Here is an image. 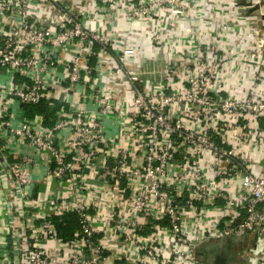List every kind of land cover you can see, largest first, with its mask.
Instances as JSON below:
<instances>
[{
	"label": "built area",
	"instance_id": "1",
	"mask_svg": "<svg viewBox=\"0 0 264 264\" xmlns=\"http://www.w3.org/2000/svg\"><path fill=\"white\" fill-rule=\"evenodd\" d=\"M72 2L0 0V264H264V54L230 8L218 32L177 22L200 0Z\"/></svg>",
	"mask_w": 264,
	"mask_h": 264
},
{
	"label": "rangeland",
	"instance_id": "2",
	"mask_svg": "<svg viewBox=\"0 0 264 264\" xmlns=\"http://www.w3.org/2000/svg\"><path fill=\"white\" fill-rule=\"evenodd\" d=\"M238 2L243 6V11L223 21L226 26V31L228 32L229 30V32H232L234 26L236 28L238 26L240 28L239 30H241L242 26L250 27V37L249 34L246 33L247 30L244 31V34L240 31L241 35L239 36V40L245 38L247 41L248 37H254L253 40L255 44H257L258 40H262V34L264 33V0H238ZM233 4L234 0H221V2H219V0H210L207 2L200 0V4L197 7L193 6L191 8L192 15L178 16L180 19L177 20V22L181 24H196V22H200L213 26L219 32V26H222L221 16L219 19V8L227 11ZM229 38H232L231 34ZM254 51H256L255 53L257 54H264V45L263 47H253L251 52ZM240 53L243 54L245 52L242 50Z\"/></svg>",
	"mask_w": 264,
	"mask_h": 264
},
{
	"label": "crops",
	"instance_id": "3",
	"mask_svg": "<svg viewBox=\"0 0 264 264\" xmlns=\"http://www.w3.org/2000/svg\"><path fill=\"white\" fill-rule=\"evenodd\" d=\"M80 1L81 0H73L72 3H73L74 6H76V5H78L80 3ZM204 1L207 2V1H210V0H204ZM219 2H221V0H219ZM206 5H207V3H206ZM229 8H230V12H229L230 15H227L226 13L221 12L222 8H219V11L221 12V13L220 12L219 13L221 15H223V16L226 14V17L230 16V18H232V15L234 16L235 14L236 15L240 14V12L243 11V6L239 4L238 0H234V4L232 6H230ZM236 25H237V23H236ZM246 27L247 26H242L241 30H239L240 28L238 26H237V28L234 26V28H233V30L231 32L232 38L229 39V45L233 46V49L235 50V52L237 54V57L239 59H243L245 56H248V55H254V56L260 55V54L255 53L256 51H254L253 54L249 52V49H250V51H252L253 47H255V46L252 45V44H254V40H253L254 37L249 38L250 35H251V28L250 27L246 28ZM245 30H247L246 33L249 34V37H248L247 40L250 43V48H248V50L244 46H242L243 48L238 47V45L236 43L237 40H239V36L241 35V33L244 34ZM240 31H241V33H240ZM242 50L245 53H243V54L240 53V51H242ZM38 177L39 176H35V178L37 180V182L35 183V188H34L35 194H41L44 191V188H45V185L39 181ZM2 200H3V195L0 194V202ZM5 211H6L5 208L0 207V253H1V250H3V248H4V245H6L7 243H9V244L11 243V238L7 234V231H6V228H5V225H6L5 223H7L10 220V218H5L4 217ZM217 250H219V249H217ZM210 260H211V258H210Z\"/></svg>",
	"mask_w": 264,
	"mask_h": 264
},
{
	"label": "trees",
	"instance_id": "4",
	"mask_svg": "<svg viewBox=\"0 0 264 264\" xmlns=\"http://www.w3.org/2000/svg\"><path fill=\"white\" fill-rule=\"evenodd\" d=\"M26 112L29 115H34L39 112H48L45 104L39 105H28L26 106ZM59 217H54V223L57 229L58 234L61 235L64 239H68L71 237L72 232L78 226V216L74 212H69L67 214L62 215L61 220L58 221Z\"/></svg>",
	"mask_w": 264,
	"mask_h": 264
},
{
	"label": "water",
	"instance_id": "5",
	"mask_svg": "<svg viewBox=\"0 0 264 264\" xmlns=\"http://www.w3.org/2000/svg\"><path fill=\"white\" fill-rule=\"evenodd\" d=\"M198 254L203 258L213 259L215 264L237 261V255L233 252L232 248H223L220 243L200 246Z\"/></svg>",
	"mask_w": 264,
	"mask_h": 264
}]
</instances>
